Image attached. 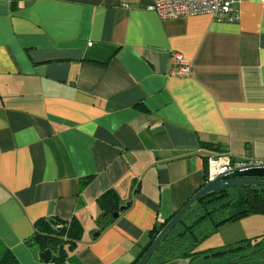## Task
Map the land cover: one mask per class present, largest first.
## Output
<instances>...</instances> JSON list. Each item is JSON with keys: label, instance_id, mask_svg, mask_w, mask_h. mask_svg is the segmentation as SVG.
Listing matches in <instances>:
<instances>
[{"label": "crops", "instance_id": "obj_1", "mask_svg": "<svg viewBox=\"0 0 264 264\" xmlns=\"http://www.w3.org/2000/svg\"><path fill=\"white\" fill-rule=\"evenodd\" d=\"M147 2L0 0V242L20 264H58L25 242L39 218L80 221V264H130L211 151L264 162V0L236 21ZM107 189L130 204L98 232Z\"/></svg>", "mask_w": 264, "mask_h": 264}, {"label": "trees", "instance_id": "obj_2", "mask_svg": "<svg viewBox=\"0 0 264 264\" xmlns=\"http://www.w3.org/2000/svg\"><path fill=\"white\" fill-rule=\"evenodd\" d=\"M17 1L19 0H12L13 8L16 6ZM202 145L209 150L214 149L212 148L213 143L202 142ZM211 152L218 151L214 149ZM205 183L206 178L195 192ZM244 190L247 193V202L245 205L246 212L242 215L264 214V186H246ZM234 191L233 188H227L207 193L198 198L159 243L147 264H163L175 259H187L192 264H264V233L259 236L241 238L218 247L196 250L199 243L216 231L221 224L237 218L226 219L225 217L226 210L234 199ZM97 204L100 212L95 221L97 231L101 232L117 219L112 217V213L118 210L121 199L116 190L107 189L99 195ZM175 213L176 211L170 217ZM169 218L162 222H155L152 225L147 234L148 240L130 264H135L138 261ZM48 220V218L35 220L34 231L25 242L28 245H36L39 252L47 248L51 249V262L80 264L68 254L76 247L77 242L83 235V227L80 221L78 219L67 221L54 218L49 223ZM218 256L226 257V261L222 263H212L208 260L203 262L205 259ZM197 258H201L202 263H195ZM0 264H20L11 250L1 242Z\"/></svg>", "mask_w": 264, "mask_h": 264}, {"label": "built area", "instance_id": "obj_3", "mask_svg": "<svg viewBox=\"0 0 264 264\" xmlns=\"http://www.w3.org/2000/svg\"><path fill=\"white\" fill-rule=\"evenodd\" d=\"M240 0H148L146 8L155 11L160 18H176L193 16L196 14H210L217 20L236 21L239 11L235 6ZM128 7V4H124ZM90 44V43H89ZM175 71L180 77L189 76L192 64L183 58L180 53L175 54ZM206 182L215 177L235 169H248L251 167H264V162L253 159H232L229 152H211L206 157Z\"/></svg>", "mask_w": 264, "mask_h": 264}, {"label": "water", "instance_id": "obj_4", "mask_svg": "<svg viewBox=\"0 0 264 264\" xmlns=\"http://www.w3.org/2000/svg\"><path fill=\"white\" fill-rule=\"evenodd\" d=\"M246 186H264L263 166H255L244 170L235 169L233 171L226 172L225 174H221L215 177L213 180L207 181L199 190H197L191 197H189V199L176 211V213L172 217L169 218V220L156 234L152 243L148 246L146 251L142 254V256L135 264H147L157 246L170 231V229L178 222V220L190 208V206L196 202L198 198L207 193L220 191L227 188H233L235 190L234 199L229 204L225 213V217L226 219H232L244 214L246 212L245 205L247 202V193L244 190ZM129 204L130 202L121 204L118 210L112 213V217L117 218ZM48 222L51 223L52 220L49 219ZM95 235H97V232L95 233ZM40 257L42 260L49 261L52 257V250L47 248L41 251ZM177 263H179V259H175L163 264Z\"/></svg>", "mask_w": 264, "mask_h": 264}, {"label": "rangeland", "instance_id": "obj_5", "mask_svg": "<svg viewBox=\"0 0 264 264\" xmlns=\"http://www.w3.org/2000/svg\"><path fill=\"white\" fill-rule=\"evenodd\" d=\"M97 226V224L95 223ZM264 233V214L252 213L239 216L233 220H228L221 224L213 233L205 237L197 246L196 250H205L211 247H218L235 240L259 236ZM222 263L226 257L218 256L215 258L205 259L204 261ZM195 263H202L201 258H197ZM177 264H192L187 259H179Z\"/></svg>", "mask_w": 264, "mask_h": 264}]
</instances>
